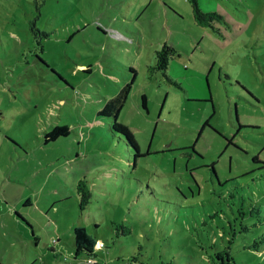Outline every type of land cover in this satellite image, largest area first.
Returning <instances> with one entry per match:
<instances>
[{
	"label": "rangeland",
	"instance_id": "1",
	"mask_svg": "<svg viewBox=\"0 0 264 264\" xmlns=\"http://www.w3.org/2000/svg\"><path fill=\"white\" fill-rule=\"evenodd\" d=\"M198 2L0 0L4 264H264V0Z\"/></svg>",
	"mask_w": 264,
	"mask_h": 264
},
{
	"label": "trees",
	"instance_id": "2",
	"mask_svg": "<svg viewBox=\"0 0 264 264\" xmlns=\"http://www.w3.org/2000/svg\"><path fill=\"white\" fill-rule=\"evenodd\" d=\"M191 4L194 19L197 23L204 26L213 27V23L215 19H221V15L215 12L206 13L203 12L198 0H188ZM176 53L175 49L173 47H169L168 45H164L161 50L157 51V64L156 68L165 70L168 66V61L170 57ZM143 106L146 108V102L145 98L143 99ZM108 108H116L115 106H111L110 103H107L103 110H101L100 114H105V111ZM121 130L125 132L127 135L128 140L134 145L136 149H138V144L136 140L134 139V136L130 133L129 129L125 126L119 125ZM68 128L66 126H54L49 132L46 134L47 140H56L57 138L61 136H67L68 135ZM78 194L81 198V209H84V207L89 203L91 194L89 192V189L85 185V181H80L78 185ZM254 210H257V213H260V209L258 207H255ZM253 211V210H252ZM124 229V233L128 234L130 232V229L123 224H116V230L118 228ZM73 239L76 247L75 256H78L82 252H86L89 255H92L94 253L95 245L98 242L89 232L87 229L83 226H78L74 228L73 230ZM226 252V251H225ZM217 258L221 261L219 264H234L232 258L228 255V258H223L222 252L217 253ZM0 264H4L0 259Z\"/></svg>",
	"mask_w": 264,
	"mask_h": 264
},
{
	"label": "built area",
	"instance_id": "3",
	"mask_svg": "<svg viewBox=\"0 0 264 264\" xmlns=\"http://www.w3.org/2000/svg\"><path fill=\"white\" fill-rule=\"evenodd\" d=\"M96 248H102L103 247V243L101 241H98L95 245ZM92 260H89V262Z\"/></svg>",
	"mask_w": 264,
	"mask_h": 264
}]
</instances>
